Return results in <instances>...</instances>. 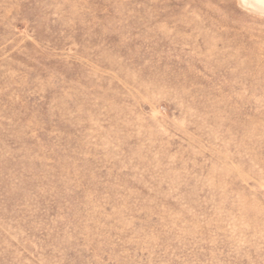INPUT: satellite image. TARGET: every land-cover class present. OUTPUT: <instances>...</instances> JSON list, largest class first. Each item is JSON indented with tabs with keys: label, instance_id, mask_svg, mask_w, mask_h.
Wrapping results in <instances>:
<instances>
[{
	"label": "rangeland",
	"instance_id": "374dc122",
	"mask_svg": "<svg viewBox=\"0 0 264 264\" xmlns=\"http://www.w3.org/2000/svg\"><path fill=\"white\" fill-rule=\"evenodd\" d=\"M0 264H264V11L0 0Z\"/></svg>",
	"mask_w": 264,
	"mask_h": 264
},
{
	"label": "bare ground",
	"instance_id": "6f19581e",
	"mask_svg": "<svg viewBox=\"0 0 264 264\" xmlns=\"http://www.w3.org/2000/svg\"><path fill=\"white\" fill-rule=\"evenodd\" d=\"M248 6L264 11V0H242Z\"/></svg>",
	"mask_w": 264,
	"mask_h": 264
}]
</instances>
